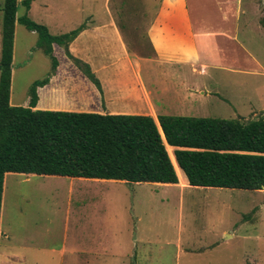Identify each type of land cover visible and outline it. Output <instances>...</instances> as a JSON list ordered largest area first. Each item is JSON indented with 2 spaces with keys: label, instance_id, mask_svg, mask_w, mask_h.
<instances>
[{
  "label": "rangeland",
  "instance_id": "374dc122",
  "mask_svg": "<svg viewBox=\"0 0 264 264\" xmlns=\"http://www.w3.org/2000/svg\"><path fill=\"white\" fill-rule=\"evenodd\" d=\"M21 1L17 0L18 17L25 12ZM44 1L51 6V12L46 14L42 9ZM159 1L125 0L122 10L117 7L122 0H37L27 16L35 23L51 24L53 32L114 20L120 23L125 42L133 50L146 42V28ZM210 1L199 2L203 7L216 5V0H212L213 4ZM189 2L196 19L193 0ZM240 2L246 13L244 20L251 21L249 28L240 27L239 42L246 55L260 65V75L208 69L207 76H194L200 87L206 86L212 92L197 110L200 116L243 121L264 117V0ZM2 3L0 0V6ZM212 17L215 19L216 13ZM15 26L11 65L14 103L28 96L29 82L43 77L51 61L37 48L34 32L20 24ZM246 59L240 66L250 68ZM148 71L145 65L143 74ZM68 183L65 177L5 175L0 264H59L62 257L65 264H75L82 258L84 264H264V189H184L129 183L108 188L106 196L111 202L103 207L91 190L85 193L84 204L76 200L75 189L70 196ZM77 214L85 220L105 216L114 226L104 234L108 235L109 245L104 248L100 246L103 238L95 241L88 235L80 250L75 240ZM71 249L73 255L69 253Z\"/></svg>",
  "mask_w": 264,
  "mask_h": 264
},
{
  "label": "trees",
  "instance_id": "16d2710c",
  "mask_svg": "<svg viewBox=\"0 0 264 264\" xmlns=\"http://www.w3.org/2000/svg\"><path fill=\"white\" fill-rule=\"evenodd\" d=\"M33 0L0 6V212L8 173L177 184L168 147L189 186L257 191L264 189V117L243 121L207 117L100 115L33 110L36 89L48 82L57 62L52 45L96 86L90 67L71 56L68 44L83 25L51 35L27 16ZM37 35L36 46L51 60L45 78L33 82L26 107L10 104L15 25ZM160 128V130H159Z\"/></svg>",
  "mask_w": 264,
  "mask_h": 264
},
{
  "label": "crops",
  "instance_id": "0c3cea01",
  "mask_svg": "<svg viewBox=\"0 0 264 264\" xmlns=\"http://www.w3.org/2000/svg\"><path fill=\"white\" fill-rule=\"evenodd\" d=\"M36 1L31 2L28 12L33 10ZM199 1L201 0H193L196 9L194 19L189 0H160L146 28V42L133 50L129 49L125 42V36L118 25L120 23L111 20L103 25L94 22L85 24L75 39L68 44L67 50L71 56L90 67L99 86L91 82L74 65L63 47L53 44V56L57 66L54 73L49 75L48 82L37 87V101L33 110L150 116L157 124L159 115L205 117L200 116L197 110L206 103L212 92L208 91L206 86L200 87L194 76H207L208 69L259 76L260 65L248 53L246 55L239 42L240 27L249 28L251 21L248 18L244 20L243 16L246 13L240 0H216V5L211 0L210 4L214 6L204 7ZM125 5V0H122L117 7L123 10ZM42 6L45 14L51 12L48 1H44ZM214 13L217 16L215 19L212 17ZM240 22H244L245 25L242 23V26ZM57 23L56 19L54 27ZM49 25L51 24H47L46 27L51 35H61L75 30L53 32ZM243 34L250 38L249 33ZM134 39L140 41L136 36ZM244 59L249 60L250 68L240 66ZM13 62L14 57L12 64ZM145 65L149 71L143 74ZM50 68L51 61L46 66L43 77L29 82L28 96L22 102L14 103L10 90V104L28 106L31 85L48 76ZM12 77L13 74L11 79ZM176 174L178 183L173 185L188 188L184 173L182 172L185 187H181L182 181L178 172ZM65 178L69 180L70 196L75 189L76 200H81L84 204L85 193L91 190L103 207L111 202V199H108L109 195L106 196L108 188L129 184L115 180ZM74 223L75 240L80 244V250L84 238L88 235H92L95 241L103 238L104 242H101L100 246L104 248L109 245L108 235L104 234L114 226L109 225L105 216L85 220L77 214ZM88 229L92 230L90 234L86 233ZM1 238L3 233L0 231V242ZM67 239L66 233L65 240ZM61 252L65 254V248H62ZM69 253L74 254L72 249ZM82 261L83 258L75 264H84ZM59 264H65V258L62 257Z\"/></svg>",
  "mask_w": 264,
  "mask_h": 264
},
{
  "label": "bare ground",
  "instance_id": "6f19581e",
  "mask_svg": "<svg viewBox=\"0 0 264 264\" xmlns=\"http://www.w3.org/2000/svg\"><path fill=\"white\" fill-rule=\"evenodd\" d=\"M172 149H173L172 147H168V152L171 154L172 161H173V163H174V165L176 167V170H177V172H178V174L180 176V179L182 181L181 187H185L186 186V182L183 181L182 171L179 169V167H178V165H177V163L175 161L174 155L172 154Z\"/></svg>",
  "mask_w": 264,
  "mask_h": 264
}]
</instances>
